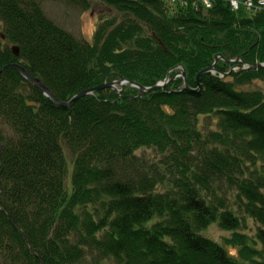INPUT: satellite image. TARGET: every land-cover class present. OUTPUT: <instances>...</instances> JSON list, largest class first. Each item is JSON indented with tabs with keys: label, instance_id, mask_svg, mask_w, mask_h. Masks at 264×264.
<instances>
[{
	"label": "trees",
	"instance_id": "16d2710c",
	"mask_svg": "<svg viewBox=\"0 0 264 264\" xmlns=\"http://www.w3.org/2000/svg\"><path fill=\"white\" fill-rule=\"evenodd\" d=\"M68 1L122 19L89 42L38 0H0V69L20 64L61 101L121 78L153 87L172 71L170 82L143 97L130 83L106 88L64 108L3 71L0 264H264V92L237 87L264 69L221 77L239 66L229 60L264 63V12L241 16L226 0ZM217 56L199 93L173 80L182 66L197 88ZM213 224L231 232L224 244L201 234Z\"/></svg>",
	"mask_w": 264,
	"mask_h": 264
},
{
	"label": "rangeland",
	"instance_id": "374dc122",
	"mask_svg": "<svg viewBox=\"0 0 264 264\" xmlns=\"http://www.w3.org/2000/svg\"><path fill=\"white\" fill-rule=\"evenodd\" d=\"M38 1L41 4L46 15L51 20H53L59 26H61L62 28L73 34L76 38L87 40L89 42L93 41L96 30L103 21L114 18H117L118 21L122 19V15H120L115 9L107 5L101 4L99 2L92 3V6L89 9H84L81 6L69 2L68 0H38ZM192 1L193 2L191 6L196 7V4L200 0H192ZM215 1L217 0H214V2ZM226 1L231 7L230 1L229 0ZM182 5L187 6L188 0L186 3ZM236 11L241 16L250 15L251 13L250 11H247L243 7ZM252 11H253L252 13L255 14L259 13V10L257 9H253ZM262 12H264V10ZM2 32H3L2 22L0 21V33ZM235 69H238V67H236ZM237 87L238 90H243V91L261 90L264 92V80L254 81L253 83H250L248 85L237 86ZM148 154L153 155V152L149 151ZM249 222H250V229L246 232L249 235H254L257 226L253 220H249ZM201 234L221 244H224V239L226 237L231 236V232L220 229L218 224L211 225ZM259 247L264 249L262 245H260ZM228 249L230 253L234 255L237 254L236 250L231 248Z\"/></svg>",
	"mask_w": 264,
	"mask_h": 264
},
{
	"label": "water",
	"instance_id": "95a60500",
	"mask_svg": "<svg viewBox=\"0 0 264 264\" xmlns=\"http://www.w3.org/2000/svg\"><path fill=\"white\" fill-rule=\"evenodd\" d=\"M2 38H5L4 35H2ZM13 52L16 56L19 55L20 50L18 46H14L13 47ZM224 59V57L222 56H217L215 59L214 64L210 67L207 68L205 70H203L202 72H200V74L198 75V79H197V83H198V87L197 88H191L188 84V79H187V73L184 70V68L182 66L177 67L176 69H182V71L180 73H178L174 78L176 79L179 76L183 77V87L182 90H188V91H193L195 93H199L202 90V83H201V78L203 75L207 74V73H211V72H216V64L219 62L220 59ZM229 63H234L237 62V64H239L240 70H248V69H264V63H247L245 61H243V59L240 57L237 60H229ZM8 69H14L19 71L22 76L28 81L30 82L32 85L36 86L38 89H40L46 96H48L49 98H51L57 105L62 106L64 108H68L70 107L72 104H74L76 101L80 100L83 97H86L90 94H93L94 92L106 89V88H110L113 90H117V91H121L122 87H124L126 84L130 83L132 86L138 88L140 90V94L139 97H143L145 95H147L148 93L157 91V90H161L163 89L169 82H170V75L172 73V71L169 72V74L167 75V79L165 81H162L160 83H158L157 85L153 86V87H144V86H140L137 83H134L132 81L127 80L126 78H121L119 80H114L112 82L109 83H104L98 87H95L93 89H88V90H84L80 93H78L77 95H75L71 100L69 101H61L60 99H58L53 93L52 91L42 82V80L38 77H34L32 76L23 66H21L20 64H9L6 65L4 67H2L0 69V76L3 73V71L8 70ZM235 70L232 69L229 73L225 74L226 75H230L232 73V71ZM2 148V147H1Z\"/></svg>",
	"mask_w": 264,
	"mask_h": 264
},
{
	"label": "built area",
	"instance_id": "2783aa9c",
	"mask_svg": "<svg viewBox=\"0 0 264 264\" xmlns=\"http://www.w3.org/2000/svg\"><path fill=\"white\" fill-rule=\"evenodd\" d=\"M171 1L173 3L177 1H181V4L187 2V0H171ZM229 1L234 11L239 10L242 7L249 11H252L253 9H257L259 10V12H262L264 10V0H229ZM199 2L205 4L208 8H212L216 1L214 2V0H203V1L200 0Z\"/></svg>",
	"mask_w": 264,
	"mask_h": 264
}]
</instances>
